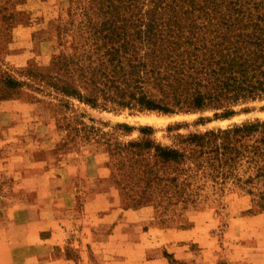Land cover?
Returning <instances> with one entry per match:
<instances>
[{
	"label": "rangeland",
	"instance_id": "rangeland-1",
	"mask_svg": "<svg viewBox=\"0 0 264 264\" xmlns=\"http://www.w3.org/2000/svg\"><path fill=\"white\" fill-rule=\"evenodd\" d=\"M104 18L97 0H0V264H264V96L227 117L63 96L78 79L58 62Z\"/></svg>",
	"mask_w": 264,
	"mask_h": 264
},
{
	"label": "trees",
	"instance_id": "trees-1",
	"mask_svg": "<svg viewBox=\"0 0 264 264\" xmlns=\"http://www.w3.org/2000/svg\"><path fill=\"white\" fill-rule=\"evenodd\" d=\"M97 2L105 18L96 28L92 50L58 62L78 79L54 86L63 96L137 112L222 109L215 117L231 115V103L264 96V0L252 6L243 0ZM150 131L141 128L144 134ZM188 138L200 145L205 135ZM128 146L138 152L152 149L162 163L184 158L178 149L146 138Z\"/></svg>",
	"mask_w": 264,
	"mask_h": 264
},
{
	"label": "bare ground",
	"instance_id": "bare-ground-1",
	"mask_svg": "<svg viewBox=\"0 0 264 264\" xmlns=\"http://www.w3.org/2000/svg\"><path fill=\"white\" fill-rule=\"evenodd\" d=\"M145 121L148 122V123H157V124H159L161 122L160 119H156V118H153V117H150V118L146 119Z\"/></svg>",
	"mask_w": 264,
	"mask_h": 264
}]
</instances>
